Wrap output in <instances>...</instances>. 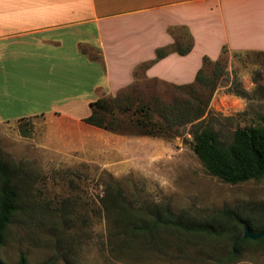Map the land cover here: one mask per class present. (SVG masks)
Listing matches in <instances>:
<instances>
[{
  "label": "rangeland",
  "instance_id": "1",
  "mask_svg": "<svg viewBox=\"0 0 264 264\" xmlns=\"http://www.w3.org/2000/svg\"><path fill=\"white\" fill-rule=\"evenodd\" d=\"M175 34L186 36L185 30ZM80 59L81 66L72 61L51 68L49 61L24 55L16 84L0 90V165L18 194L0 259L264 264V244L245 247L230 262L227 239L168 230L137 236L127 230L130 222L158 214L201 222L247 203L264 204V179L224 182L194 151L197 131L212 130L230 142L237 129L264 124V52L227 50L206 65L204 83L192 88L148 79L140 70L117 96L95 86L102 62L82 51ZM100 99L108 106L103 115L110 129L85 122L90 103ZM199 107L205 116L186 123ZM149 129L155 135L146 134Z\"/></svg>",
  "mask_w": 264,
  "mask_h": 264
},
{
  "label": "crops",
  "instance_id": "2",
  "mask_svg": "<svg viewBox=\"0 0 264 264\" xmlns=\"http://www.w3.org/2000/svg\"><path fill=\"white\" fill-rule=\"evenodd\" d=\"M177 29L191 34L193 50L157 61L146 78L191 85L205 57L217 61L225 48L264 52V0H0V90L16 84L24 55L53 68L81 66L82 51L102 62L95 86L117 96L176 42Z\"/></svg>",
  "mask_w": 264,
  "mask_h": 264
},
{
  "label": "trees",
  "instance_id": "3",
  "mask_svg": "<svg viewBox=\"0 0 264 264\" xmlns=\"http://www.w3.org/2000/svg\"><path fill=\"white\" fill-rule=\"evenodd\" d=\"M175 31H173V34ZM184 40L176 38L173 45L159 48L155 60L143 64L136 71L145 72L152 64L165 58L171 53L189 54L194 48V39L186 31ZM226 48L223 51L226 53ZM211 60L204 58V66L197 75L196 83H204L203 72ZM194 84L180 86L192 88ZM115 100L118 97L114 98ZM92 113L85 122L99 128L110 129L105 116L108 106L104 99L90 103ZM102 113V114H101ZM205 116V109L199 107L186 123H195ZM146 127L145 122L141 123ZM146 134L155 135L152 129ZM196 144L194 151L203 162L207 171L230 184H240L251 180L264 179V124L250 128L237 129L230 142L220 139L217 132L202 130L195 133ZM3 175V185L0 189V248L5 242L8 226L18 212V194L12 185V179L7 174L5 165H0ZM144 221L130 222L127 230L137 236H155L160 230L175 231L192 236H203L213 240L227 239L230 244L228 260L235 262L245 247L254 244H264V238L252 240L244 238V231L248 228L252 233L264 232V204L247 203L241 209L223 210L211 221L186 222L176 218L172 213L153 215ZM0 264H7L0 259ZM18 264H27L26 256H21ZM48 264V263H43Z\"/></svg>",
  "mask_w": 264,
  "mask_h": 264
},
{
  "label": "water",
  "instance_id": "4",
  "mask_svg": "<svg viewBox=\"0 0 264 264\" xmlns=\"http://www.w3.org/2000/svg\"><path fill=\"white\" fill-rule=\"evenodd\" d=\"M244 238H249L252 240H259L261 238H264V232L252 233L248 228H246Z\"/></svg>",
  "mask_w": 264,
  "mask_h": 264
}]
</instances>
